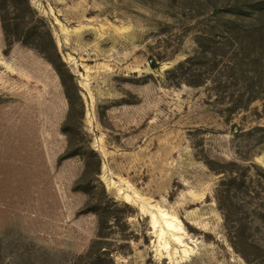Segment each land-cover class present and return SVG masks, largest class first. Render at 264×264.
I'll return each mask as SVG.
<instances>
[{
    "label": "rangeland",
    "instance_id": "rangeland-1",
    "mask_svg": "<svg viewBox=\"0 0 264 264\" xmlns=\"http://www.w3.org/2000/svg\"><path fill=\"white\" fill-rule=\"evenodd\" d=\"M0 264H264V0H0Z\"/></svg>",
    "mask_w": 264,
    "mask_h": 264
},
{
    "label": "bare ground",
    "instance_id": "bare-ground-1",
    "mask_svg": "<svg viewBox=\"0 0 264 264\" xmlns=\"http://www.w3.org/2000/svg\"><path fill=\"white\" fill-rule=\"evenodd\" d=\"M164 219H166V218H164ZM194 221H195V220H194ZM164 222H165L166 226H167L168 228H170L171 230H172L173 228H175V229L177 228V227H175V226H174L170 221H168V220H165ZM195 223H197V222H195ZM178 225H180V224H178ZM178 228H179V227H178ZM178 228H177V230H178ZM179 230H182V227L179 228ZM182 234H183V233H182ZM184 234H185V233H184ZM184 234H183V235H184ZM174 237H175V236H174ZM177 237H179V236H177ZM177 237H176V238H177ZM180 238H181V237H180ZM177 239H179V238H177ZM182 239H183V238H182ZM179 240H180V239H179ZM176 242H178V241H176ZM179 242H180V241H179ZM181 246H182V245H181ZM181 246H180V247H181ZM183 246H184V245H183ZM185 247H186V246H185ZM183 248H184V247H183ZM186 248H187V247H186ZM184 249H185V248H184ZM185 250H186V249H185ZM188 251H189V250H188ZM188 251H187V253H189ZM182 252H185V251H182ZM182 254H185V253H182ZM185 255H186V254H185ZM185 255H184V256H185Z\"/></svg>",
    "mask_w": 264,
    "mask_h": 264
}]
</instances>
